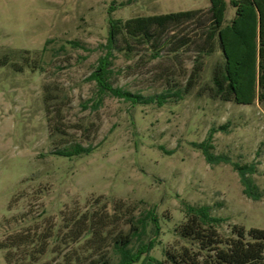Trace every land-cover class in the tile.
<instances>
[{
  "label": "rangeland",
  "instance_id": "1",
  "mask_svg": "<svg viewBox=\"0 0 264 264\" xmlns=\"http://www.w3.org/2000/svg\"><path fill=\"white\" fill-rule=\"evenodd\" d=\"M210 5L0 0V264H115L118 233L151 208L160 230L149 254L164 258L185 243V202L225 217L222 234L233 224L264 228V102L213 95L224 57L217 37L208 40ZM187 9L200 10L145 35L111 31L110 19ZM106 56L114 87L152 100L100 90L92 73ZM212 128L215 153L256 165L260 199L243 193L231 163L210 164L194 146ZM78 146L90 151L60 153Z\"/></svg>",
  "mask_w": 264,
  "mask_h": 264
},
{
  "label": "trees",
  "instance_id": "2",
  "mask_svg": "<svg viewBox=\"0 0 264 264\" xmlns=\"http://www.w3.org/2000/svg\"><path fill=\"white\" fill-rule=\"evenodd\" d=\"M235 7L233 18L227 22V0H211L208 9L210 26L208 40L217 37L223 53V61L217 63L213 73L212 93L223 100H234L241 104H252L256 100L264 102V0H230ZM200 9H187L167 13L138 15L126 20L110 19L111 31L124 29L131 34H147L153 25L166 26L196 17ZM107 56L100 60L92 78L96 79L100 90L114 96L124 97L134 103H147L144 98L120 87H114L106 77ZM220 128H224L221 126ZM212 128L206 139L194 142L210 164L231 163L238 172L243 193L260 199L261 192L252 175L256 172L253 163L241 164L232 161L224 153H215ZM89 148L78 146L73 152H60L64 155L89 152ZM184 221L177 227L178 234L185 240L179 247L165 249L164 258L150 255L159 234L160 224L154 208L140 218L130 221L127 232L120 231L115 240L119 259L115 264H133L143 254L145 264H264V228L233 224L231 232L222 234L219 227L226 218L212 213L209 204L194 205L184 203ZM154 224V237L142 239L148 226ZM135 240H140L133 248ZM88 264H112L106 257L91 259Z\"/></svg>",
  "mask_w": 264,
  "mask_h": 264
}]
</instances>
